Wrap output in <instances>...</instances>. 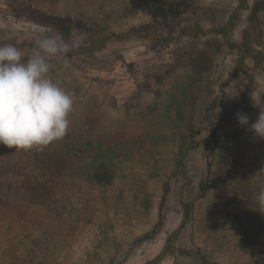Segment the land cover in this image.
I'll return each mask as SVG.
<instances>
[{
    "label": "rangeland",
    "instance_id": "obj_1",
    "mask_svg": "<svg viewBox=\"0 0 264 264\" xmlns=\"http://www.w3.org/2000/svg\"><path fill=\"white\" fill-rule=\"evenodd\" d=\"M0 264H264V0H0Z\"/></svg>",
    "mask_w": 264,
    "mask_h": 264
},
{
    "label": "trees",
    "instance_id": "obj_2",
    "mask_svg": "<svg viewBox=\"0 0 264 264\" xmlns=\"http://www.w3.org/2000/svg\"><path fill=\"white\" fill-rule=\"evenodd\" d=\"M230 16L231 15H228L226 17V20H225L226 22H228ZM207 82L205 81V83H207ZM215 83H216V85H215ZM218 83L219 82L217 80L213 82V94L210 97L213 100L212 101V105L207 107V110H208L207 115L205 116V118H203L204 121H207L208 122V120L210 119V116H211V113H210L211 110H214L215 111V109L218 107V109L221 112V114H219V117L216 120L217 121V123H216L217 125L223 123L224 120H223V117L222 116H224L223 115V112L225 110V109H223V106H221V100L219 99V97H217V94L219 93L217 91L218 90ZM182 166H184V164H182ZM193 172H194V169L191 172V176L194 177V174H192ZM181 175H182V177H185L186 178L185 185L187 187H189L190 193L194 189V187H196L197 189H200L201 187H203L204 189H208L209 188V185H211V183H212L211 177H209V180L206 177L202 180L201 178H198V177H196V179H194L193 177H191L192 178L191 179L188 175L185 174V172H182ZM199 182H201L202 184H199ZM183 186H184V184H182V188H183Z\"/></svg>",
    "mask_w": 264,
    "mask_h": 264
},
{
    "label": "crops",
    "instance_id": "obj_3",
    "mask_svg": "<svg viewBox=\"0 0 264 264\" xmlns=\"http://www.w3.org/2000/svg\"><path fill=\"white\" fill-rule=\"evenodd\" d=\"M89 165H90V163H89ZM97 226H98V225H97ZM97 226L95 225L94 228H96Z\"/></svg>",
    "mask_w": 264,
    "mask_h": 264
}]
</instances>
